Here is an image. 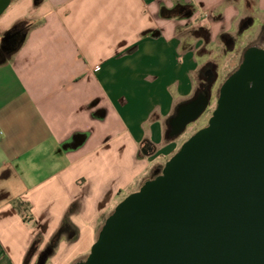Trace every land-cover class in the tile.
Masks as SVG:
<instances>
[{"label": "crops", "instance_id": "0c3cea01", "mask_svg": "<svg viewBox=\"0 0 264 264\" xmlns=\"http://www.w3.org/2000/svg\"><path fill=\"white\" fill-rule=\"evenodd\" d=\"M181 5L192 15L162 14ZM262 14L264 0H8L0 46L16 23L31 29L0 64V264H37L66 216L78 234L47 262L85 259L159 154L174 155L166 126L192 100L200 55Z\"/></svg>", "mask_w": 264, "mask_h": 264}, {"label": "water", "instance_id": "95a60500", "mask_svg": "<svg viewBox=\"0 0 264 264\" xmlns=\"http://www.w3.org/2000/svg\"><path fill=\"white\" fill-rule=\"evenodd\" d=\"M7 4L0 0V12ZM211 100L212 91L182 104L173 134ZM74 264H264L263 45L244 51L207 124L119 202L89 255Z\"/></svg>", "mask_w": 264, "mask_h": 264}, {"label": "trees", "instance_id": "16d2710c", "mask_svg": "<svg viewBox=\"0 0 264 264\" xmlns=\"http://www.w3.org/2000/svg\"><path fill=\"white\" fill-rule=\"evenodd\" d=\"M192 13H193V9L190 6H185V5L177 6L173 9L165 8L162 10V14L166 17H176V16L188 17V16H191ZM246 21H250V23H248L247 27L243 28L242 25H244ZM253 24L254 23L252 20H250V18L244 19L240 25L241 30L237 33L238 34L236 36L237 39H239V36L244 34V31L246 29L252 27ZM30 29H31V26H30V24H28L27 21H20V22L16 23L9 31H7L5 37L2 41V44L0 46V64L7 61L8 59H10V57L18 50V48L22 45V43H23L24 39L26 38V35ZM193 33L196 36L203 37L206 40V42H209L210 33L207 29L200 28L199 30L194 31ZM6 37H8V38H6ZM232 38H233V36H231L230 34H223L221 36V41L226 44V40L232 39ZM210 62H209V64L207 63L206 66H204L203 68H201L198 71L197 80H196L198 82L197 88H196V91H195L192 99L198 97L201 94L211 92L213 89L214 82L218 77V71H217L218 65L216 63H214V61L212 62V60H210ZM210 64H214V65H210ZM208 70H210L214 74V79L207 76L206 72ZM178 136L179 135L173 134L172 126H171L170 122H168L167 126H166V135H165L166 141H172V140L176 139ZM24 205L25 204L22 201H16L15 202L16 208L21 213H23L24 216L27 217V215H26L27 207H24ZM68 217L69 216H66L62 225L57 230V232L55 233L53 238L51 239V241H50V243L46 249L49 251L48 257H50L56 251L59 242L63 238L68 237L69 239H73L77 236L78 231L75 228V226L69 221Z\"/></svg>", "mask_w": 264, "mask_h": 264}, {"label": "rangeland", "instance_id": "374dc122", "mask_svg": "<svg viewBox=\"0 0 264 264\" xmlns=\"http://www.w3.org/2000/svg\"><path fill=\"white\" fill-rule=\"evenodd\" d=\"M263 19H264V14L257 15L255 17V22L253 26L246 29L244 31V34L239 36V39H237L236 37L238 34L235 33L232 39L226 40V44L221 41L218 45L214 47L211 46L209 53L200 55L201 58H205L207 60L210 59L212 60V62L214 61V63L218 65V70H217L218 77L214 82V86L212 89V100L209 107L196 121L191 122L186 128V130L182 132L175 139L177 143V147H176L177 149L175 150V153L179 151L183 143L186 140H188L197 130H199L200 128L204 127L207 124L209 117L216 108L217 98L219 95V89L221 85L227 79V77L237 69L243 58L244 51L250 46L262 45L264 43V35H262L264 29L261 28L259 32L257 31L258 28L263 25L262 24ZM248 23H250V21H246L245 24L242 25V27L243 28L247 27ZM240 30H241V26L239 27L238 31ZM206 65H207L206 62L203 63L202 68ZM210 65H214V64H210ZM207 72H208L207 76L214 79V74L210 70H208ZM160 156H161L160 159L161 165L157 167L156 172H153L152 177L158 175L163 170L164 165L170 159L168 154L160 153L158 158H160ZM46 264H53V263L49 261Z\"/></svg>", "mask_w": 264, "mask_h": 264}, {"label": "flooded vegetation", "instance_id": "af4514ba", "mask_svg": "<svg viewBox=\"0 0 264 264\" xmlns=\"http://www.w3.org/2000/svg\"><path fill=\"white\" fill-rule=\"evenodd\" d=\"M206 74L208 75V72H206Z\"/></svg>", "mask_w": 264, "mask_h": 264}, {"label": "built area", "instance_id": "2783aa9c", "mask_svg": "<svg viewBox=\"0 0 264 264\" xmlns=\"http://www.w3.org/2000/svg\"><path fill=\"white\" fill-rule=\"evenodd\" d=\"M1 132V131H0ZM2 133V132H1Z\"/></svg>", "mask_w": 264, "mask_h": 264}]
</instances>
